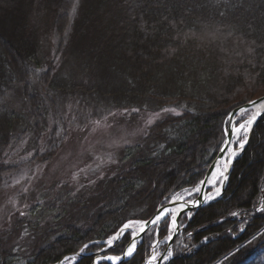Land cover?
<instances>
[{
	"label": "trees",
	"instance_id": "16d2710c",
	"mask_svg": "<svg viewBox=\"0 0 264 264\" xmlns=\"http://www.w3.org/2000/svg\"><path fill=\"white\" fill-rule=\"evenodd\" d=\"M262 96L264 0H0V193L51 162L72 128L116 112L179 113L165 112L103 175L31 191L0 240V264H58L82 248L72 264H94L127 222L195 188L231 112ZM262 209L264 114L223 197L192 216L167 264H261ZM169 227L150 229L120 264H144ZM131 238L104 255H122Z\"/></svg>",
	"mask_w": 264,
	"mask_h": 264
},
{
	"label": "rangeland",
	"instance_id": "374dc122",
	"mask_svg": "<svg viewBox=\"0 0 264 264\" xmlns=\"http://www.w3.org/2000/svg\"><path fill=\"white\" fill-rule=\"evenodd\" d=\"M48 43L50 47L54 45L51 37ZM39 77L37 74L36 78ZM164 113H141L138 120L131 121L126 113L116 112L102 120H97L99 124L95 121L86 128L70 129L64 145L51 162L38 166L28 177L20 179L13 189L0 193V240L7 241V235L11 232V221L15 220L14 215L23 211L24 203L31 191L39 188L47 190L58 181L71 179L78 182L84 181L93 174L103 175L107 171L104 167L106 161L117 157L124 147L136 144L149 127L147 121L151 119L154 124ZM244 117H241V122ZM50 131L51 128L48 127L46 133L50 134ZM238 145L239 142H233L231 148ZM32 155L33 152L22 153L17 163L29 160ZM178 198L181 197H174L175 200ZM137 224L131 223L129 227L136 228ZM16 240H19L18 237ZM159 245L156 238L155 254L162 252ZM261 264H264V254L261 257Z\"/></svg>",
	"mask_w": 264,
	"mask_h": 264
},
{
	"label": "water",
	"instance_id": "95a60500",
	"mask_svg": "<svg viewBox=\"0 0 264 264\" xmlns=\"http://www.w3.org/2000/svg\"><path fill=\"white\" fill-rule=\"evenodd\" d=\"M255 102V103H253ZM261 103H264V96L246 104V105H243L237 109H235L234 111L231 112V114L229 115V119H228V125L227 127L225 128V132H226V135H225V141L224 143L222 144V147L218 153V155L216 156V158L214 159L213 163L211 164L210 168L208 169L203 181L201 182L200 184V193L197 195V198L192 200V201H185V200H180V203L183 204V207L182 209H180L172 218L171 220V223H172V228L174 230L173 232V235L171 236V239H170V242H169V247H171L174 243V240L175 238L182 232V228L180 227V220L182 218V216H184L185 214H188V213H193V212H196L197 210H199L200 208L204 207V206H207L209 204H212L216 201H218L221 197H223L225 191H226V188L228 186V182H229V178H230V174H231V171L229 173V175L227 176L226 180L223 182V187H222V191L220 193V195L218 197H215L213 199H211L210 201H207V196L209 195L208 194V183H209V180H210V177L211 175L213 174L217 164L219 162H221L224 157L226 156L230 146L232 145V142H233V129H234V126H233V123L234 121L238 118V115L242 112H245L247 110H250L252 109L254 106H257ZM243 110V111H242ZM264 113V111L261 113V115ZM260 115V116H261ZM259 116V117H260ZM259 117L255 120V123L257 122V120L259 119ZM250 141V136L248 137L247 139V142H246V145L249 143ZM244 150V149H243ZM234 163L235 161L233 162L232 164V168L234 166ZM231 168V169H232ZM177 205V203H173V202H170L162 207H159L155 213V215L147 220L144 225H143V231L140 230V232L133 237L132 241L130 242V244L127 246V248L125 249L124 253L122 254V256L116 261H112V260H109V259H106V257L108 256H100L98 257L96 260H95V264H97V261H99V264L100 262L102 261H106L108 263H112V264H119V263H122L124 261H126L128 259V255H126V252L129 248L130 245H132L133 243L141 240L143 238V236L145 235V233L153 226L155 225L156 223V220H157V217H159L163 212L167 211V210H170L171 208L175 207ZM168 253V250H166L157 260L153 259V254H151L150 258L147 260L146 264H152V263H156V264H166L167 262H164V259L166 257V254ZM173 253L171 252V255Z\"/></svg>",
	"mask_w": 264,
	"mask_h": 264
},
{
	"label": "bare ground",
	"instance_id": "6f19581e",
	"mask_svg": "<svg viewBox=\"0 0 264 264\" xmlns=\"http://www.w3.org/2000/svg\"><path fill=\"white\" fill-rule=\"evenodd\" d=\"M263 111H264V103H261L257 106H254L252 109H250L247 112L240 113L239 118L244 117V116H246V117H244V119L242 120L243 122H241L240 124H237V120H236L234 122V125H233L234 129L239 127V125H241V124H246V122L248 120H250L253 116H255V120H256ZM247 113H248V115H246ZM255 120L251 123L250 127H248L247 137L249 136V134L251 132V129L255 123ZM243 136H244L243 132H240V133H234L233 132L234 142H239V145H238V147L230 148L229 151L227 152L226 156L224 157V159L217 164L213 174L210 177L209 183H208V186L210 188H214L215 190L209 196H207V201H210L211 199L218 197L220 195V193L222 191V187H223L221 184L226 180L227 176L229 175L234 160L238 157V155L242 152L243 148L245 147L246 143H244L243 148L240 147V139ZM232 152H235L236 155L232 156L231 155ZM226 162H227L228 166H227V170L225 171L224 170V164ZM221 171H223V176L219 175V172H221ZM173 203H177V205L175 207L171 208L170 210L163 212L159 216L160 218L158 220H156L155 223L160 222L163 218H165L167 216L168 213H173L175 215L180 209H182L183 204L180 203V201L175 200ZM140 226H142V223L140 224ZM130 228L134 229V233H138V231H139V226H137L136 228H132V227H130ZM127 230H129V229H127ZM135 248H136V246H135Z\"/></svg>",
	"mask_w": 264,
	"mask_h": 264
},
{
	"label": "snow or ice",
	"instance_id": "6c2138e0",
	"mask_svg": "<svg viewBox=\"0 0 264 264\" xmlns=\"http://www.w3.org/2000/svg\"><path fill=\"white\" fill-rule=\"evenodd\" d=\"M253 103H255V102H253ZM132 111H133V112H138L139 109H132ZM163 111H164V112H173V113H175V114H179V113H177L176 110L173 109V108H165V109H163ZM242 111H243V110H242ZM254 120H255V116H253L250 120H248V121L246 122V124H241V125H239V127L235 128V129L233 130L234 133H240V132H243V133H244V136L240 139V147H241V148H243L244 143L247 142V131H248V127H250L251 123H252ZM96 123L99 124V121H97ZM152 123H153V120H151V119H149V120L147 121V125H149V126H150ZM56 135H60V132H57ZM231 155H232V156H235L236 153H235V152H232ZM227 166H228V165H227V162H226V163L224 164V170H225V171L227 170ZM219 175H220V176H223V171L219 172ZM196 190L199 191L198 188H197ZM262 210H264V209H262ZM23 214H24V213H21V215H23ZM159 218H160V217H157V220H158ZM128 228H129V225H128V224H125V225H124V229H128ZM140 230L143 231V226H141V229H140ZM121 231H123V229H122ZM117 239H119V234L113 236V237L108 241V244L111 245V244H112L115 240H117ZM85 248H87V245H85ZM134 249H135V244L133 243L132 245L129 246V248H128L127 252H126V255H131V254L133 253ZM80 251L83 252V251H84V248H82ZM106 259L114 260L115 258H114V257H106ZM153 259H155V257H153ZM97 264H99V261H97Z\"/></svg>",
	"mask_w": 264,
	"mask_h": 264
}]
</instances>
